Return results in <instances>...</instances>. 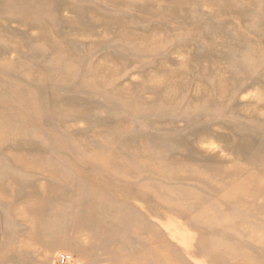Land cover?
I'll use <instances>...</instances> for the list:
<instances>
[{
	"label": "rangeland",
	"instance_id": "374dc122",
	"mask_svg": "<svg viewBox=\"0 0 264 264\" xmlns=\"http://www.w3.org/2000/svg\"><path fill=\"white\" fill-rule=\"evenodd\" d=\"M264 264V0H0V264Z\"/></svg>",
	"mask_w": 264,
	"mask_h": 264
},
{
	"label": "built area",
	"instance_id": "2783aa9c",
	"mask_svg": "<svg viewBox=\"0 0 264 264\" xmlns=\"http://www.w3.org/2000/svg\"><path fill=\"white\" fill-rule=\"evenodd\" d=\"M59 263L64 264L70 260V255L67 253H60L57 257Z\"/></svg>",
	"mask_w": 264,
	"mask_h": 264
}]
</instances>
